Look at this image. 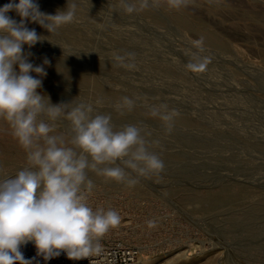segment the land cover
I'll list each match as a JSON object with an SVG mask.
<instances>
[{
  "label": "rangeland",
  "instance_id": "1",
  "mask_svg": "<svg viewBox=\"0 0 264 264\" xmlns=\"http://www.w3.org/2000/svg\"><path fill=\"white\" fill-rule=\"evenodd\" d=\"M35 2L55 15L68 0ZM71 3L74 21L51 34L25 22L44 38L23 46L29 62L47 73H31L42 79L38 91L53 104L91 102L117 127L141 124L159 141L153 147L165 164L162 179L131 188L90 174L96 187L89 204L121 216L102 242L136 248L139 264H264V0H193L180 10L134 14L120 0ZM201 37L209 61L191 72L185 65ZM127 53L135 54L132 70L115 59ZM124 96L137 103L120 116L114 105ZM159 103L179 112L170 134L148 113L147 105ZM55 124L70 136L68 120ZM25 165L24 149L0 118V175ZM21 249L36 248L29 242Z\"/></svg>",
  "mask_w": 264,
  "mask_h": 264
},
{
  "label": "clouds",
  "instance_id": "2",
  "mask_svg": "<svg viewBox=\"0 0 264 264\" xmlns=\"http://www.w3.org/2000/svg\"><path fill=\"white\" fill-rule=\"evenodd\" d=\"M191 3L193 0H120L127 14L162 6L180 10ZM76 8L69 0L66 9L55 15L40 11L35 0H9L0 7V118L8 122L26 154L24 167L12 175H0V264H33L21 251L29 242L45 261L62 253L71 260L99 256L103 238L120 225L121 216L111 207L93 208L89 204L96 187L90 174L131 188L141 179H162L165 170L161 155L153 147L159 141L150 139L151 133L141 124L117 127L111 113L99 112L91 102L72 107L71 102L53 104L38 91L42 79L31 73L40 77L47 73L43 66L29 62L23 46L31 48L44 38L25 22L38 23L51 34L74 21ZM12 11L21 17L19 22L8 15ZM195 43L197 50L185 67L201 72L209 57L202 55L203 37ZM115 59L128 70L136 67L134 53ZM48 63L45 59L44 64ZM136 103L124 96L114 110L125 116ZM146 107L170 134L178 110L166 103ZM61 118L69 121L70 136L57 132L55 122ZM148 226L155 227L156 222L150 220Z\"/></svg>",
  "mask_w": 264,
  "mask_h": 264
},
{
  "label": "built area",
  "instance_id": "3",
  "mask_svg": "<svg viewBox=\"0 0 264 264\" xmlns=\"http://www.w3.org/2000/svg\"><path fill=\"white\" fill-rule=\"evenodd\" d=\"M102 246V254L81 260L68 259L62 253L59 257L45 261L43 257L37 256L36 249L25 250L23 254L33 264H138L140 261L138 250L120 240L102 242Z\"/></svg>",
  "mask_w": 264,
  "mask_h": 264
},
{
  "label": "bare ground",
  "instance_id": "4",
  "mask_svg": "<svg viewBox=\"0 0 264 264\" xmlns=\"http://www.w3.org/2000/svg\"><path fill=\"white\" fill-rule=\"evenodd\" d=\"M215 199V198H214ZM207 201V200H206ZM209 201V200H208ZM258 204V203H257ZM25 250H28V249H21V251L23 252V251H25ZM139 264V263H138Z\"/></svg>",
  "mask_w": 264,
  "mask_h": 264
}]
</instances>
